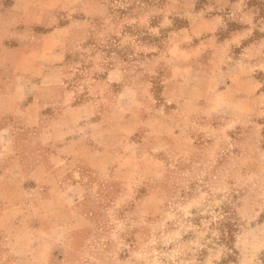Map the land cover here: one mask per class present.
Masks as SVG:
<instances>
[{"label": "rangeland", "instance_id": "374dc122", "mask_svg": "<svg viewBox=\"0 0 264 264\" xmlns=\"http://www.w3.org/2000/svg\"><path fill=\"white\" fill-rule=\"evenodd\" d=\"M191 1L230 13L220 40L240 20L241 3ZM247 4L257 42L230 51L207 36L188 42V0H0L5 37L70 26L66 83L111 131L95 134L88 163L64 165L76 191L6 181L0 264L263 263L264 0ZM194 42L211 46L213 76L188 71ZM112 68L120 81L107 79Z\"/></svg>", "mask_w": 264, "mask_h": 264}, {"label": "crops", "instance_id": "0c3cea01", "mask_svg": "<svg viewBox=\"0 0 264 264\" xmlns=\"http://www.w3.org/2000/svg\"><path fill=\"white\" fill-rule=\"evenodd\" d=\"M219 1L224 9L241 3V16L237 14L240 20L234 17L237 23L220 40L216 33L228 25L230 13L198 11L196 2L188 0V42L207 36L203 41L214 38L218 49L234 51L245 44L251 48L257 41L250 39L261 28L254 7L247 4L249 0ZM70 32L69 25L57 26L43 33L32 30L25 39L24 30L12 29L6 37L0 30V193H4L8 180L18 189L28 192L42 188L47 193L55 187L62 188V181L67 180L70 191H76L80 182L74 180L75 173L70 177L62 175L64 165L88 163L95 153L97 135L102 130L104 139L111 132L103 130V120L91 118L96 115L93 99L77 103L80 88L66 83V38ZM210 47L188 44V71L213 76L204 69L214 56L209 53ZM197 52L200 58L194 57ZM122 78L119 68H112L107 75L111 82ZM89 127H93V133Z\"/></svg>", "mask_w": 264, "mask_h": 264}, {"label": "trees", "instance_id": "16d2710c", "mask_svg": "<svg viewBox=\"0 0 264 264\" xmlns=\"http://www.w3.org/2000/svg\"><path fill=\"white\" fill-rule=\"evenodd\" d=\"M234 231H235V224L233 223H226L223 224V240L227 243H230L234 238ZM264 264V258L263 263Z\"/></svg>", "mask_w": 264, "mask_h": 264}]
</instances>
